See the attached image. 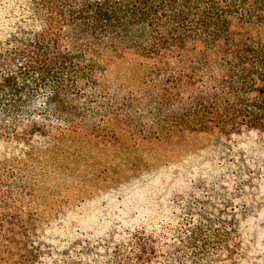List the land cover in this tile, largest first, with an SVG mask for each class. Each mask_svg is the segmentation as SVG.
I'll return each mask as SVG.
<instances>
[{
	"label": "trees",
	"instance_id": "trees-1",
	"mask_svg": "<svg viewBox=\"0 0 264 264\" xmlns=\"http://www.w3.org/2000/svg\"><path fill=\"white\" fill-rule=\"evenodd\" d=\"M20 1V11L0 7V137L11 143L86 126L132 138L264 132V0ZM125 60L143 71L137 94L108 80ZM141 115L153 121H135ZM21 179L0 164V264H79L34 234ZM212 214L206 239L200 225L135 229L130 263L199 264L213 247L211 264H264V230L240 231L250 216L230 213L220 226ZM112 262L127 264L120 255Z\"/></svg>",
	"mask_w": 264,
	"mask_h": 264
},
{
	"label": "rangeland",
	"instance_id": "rangeland-1",
	"mask_svg": "<svg viewBox=\"0 0 264 264\" xmlns=\"http://www.w3.org/2000/svg\"><path fill=\"white\" fill-rule=\"evenodd\" d=\"M6 4L18 11L24 6L20 0H0V7ZM24 16L13 15L15 21ZM109 73L114 89L123 85L122 92L137 94L142 87L143 71L135 60L118 62ZM164 131H139L132 138L86 126L81 132L54 129L22 136L21 143L0 137V164L16 170L31 193L22 207L34 216V234L47 249L79 264H113L118 255L133 264L128 253L135 229L200 225L206 239L210 225L204 220L214 211L220 213V226L230 225V213L250 216L240 220V231L260 236L264 132ZM207 250L199 264L216 259L215 249Z\"/></svg>",
	"mask_w": 264,
	"mask_h": 264
}]
</instances>
